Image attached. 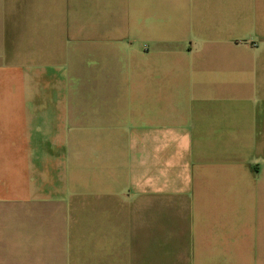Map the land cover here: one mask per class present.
<instances>
[{
    "label": "crops",
    "instance_id": "crops-1",
    "mask_svg": "<svg viewBox=\"0 0 264 264\" xmlns=\"http://www.w3.org/2000/svg\"><path fill=\"white\" fill-rule=\"evenodd\" d=\"M0 264H264V0H0Z\"/></svg>",
    "mask_w": 264,
    "mask_h": 264
}]
</instances>
